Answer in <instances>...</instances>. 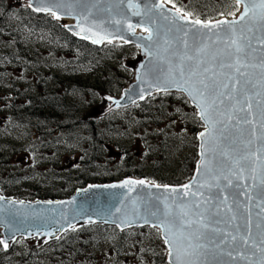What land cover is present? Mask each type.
Here are the masks:
<instances>
[{"label":"water","instance_id":"1","mask_svg":"<svg viewBox=\"0 0 264 264\" xmlns=\"http://www.w3.org/2000/svg\"><path fill=\"white\" fill-rule=\"evenodd\" d=\"M230 1L240 6L238 15L196 24L198 19L177 11L166 0H31V6L27 0L30 11L50 16L78 40L95 47L122 43L139 49L135 80L123 89L121 96L110 97L112 108H129L160 94H181L196 110L203 130L197 136L195 172L179 186L126 178L89 184L67 199L35 201L6 197L0 191V231L7 247L20 237L56 241L80 224L112 225L121 231L150 227L160 233L168 264H177V253L165 243V235L177 240L189 233L193 243L203 247L193 251L184 241L181 264H259V236L264 231V184L260 180L264 174V129L260 126L264 112V19L258 6L253 15L252 0ZM255 2L258 5V0ZM246 4L250 11L241 19ZM217 21L224 24L218 25ZM205 23L209 27H204ZM238 37L242 43L250 44L244 49L247 58L238 65L244 76L236 67L220 68L221 63L235 62V56L230 55L235 51L231 40ZM199 49H203L206 65L216 70L217 81L231 88L236 79L241 80L233 99L213 104L215 97L207 98V122L202 119L197 102L173 83L179 80L182 87H190L192 81L203 78L195 76L184 83L190 66L199 71L195 67ZM180 65L184 67L183 77L179 74ZM229 75L232 81L227 79ZM237 100L251 102V113L247 109L240 111ZM244 117L252 122L241 119L237 123V118ZM236 160L244 165L243 169L235 164ZM249 229L256 248L251 247V242L248 246L239 240L232 243L230 237L228 244H219L223 232L239 236Z\"/></svg>","mask_w":264,"mask_h":264},{"label":"rangeland","instance_id":"2","mask_svg":"<svg viewBox=\"0 0 264 264\" xmlns=\"http://www.w3.org/2000/svg\"><path fill=\"white\" fill-rule=\"evenodd\" d=\"M183 1L195 11L216 7L207 0ZM224 4L220 18L240 12L239 5ZM22 9L29 10L27 0H0L2 195L63 200L89 184L135 178L128 173L179 186L174 182L195 172L203 126L183 95H156L129 108H112L110 97L121 96L135 80L138 48L116 43L122 46L99 55L63 52L50 36L24 23L28 15ZM56 95L71 107L60 113H45L43 107L41 119L28 116L27 107L38 111L43 99ZM142 228L152 230L80 224L48 243L20 237L7 248L0 244V264H154L160 233Z\"/></svg>","mask_w":264,"mask_h":264},{"label":"snow or ice","instance_id":"3","mask_svg":"<svg viewBox=\"0 0 264 264\" xmlns=\"http://www.w3.org/2000/svg\"><path fill=\"white\" fill-rule=\"evenodd\" d=\"M243 2V0H237V3H241ZM29 6H31V0H30V4ZM259 7L262 11V19H264V0H258V5L256 4L255 0H252V11H253V15H255V11L254 9L256 7ZM35 10H41V9H35ZM48 11H51V9H45ZM177 11H179V9H177ZM250 11V8L248 7V5H245L244 8V13L241 16V19H244L245 16L248 15V12ZM53 15H55V12H53ZM196 24H201L200 20H196L195 21ZM229 24H231L232 22H228ZM218 25H223L224 22L223 21H217ZM204 27H209L208 23H205L203 25ZM242 38H235L231 40V44L233 46H235V51L234 53H231L230 55H234L235 56V62L234 63H221L220 64V68H224V67H228V68H232V67H236V71L240 73L241 76H244L245 73L240 71V67L238 65H242L243 61L247 58V53L244 51L245 47H249L250 44H244L241 42ZM262 44H264V41H261ZM203 52V49H199L197 50V55L195 57L197 64H196V68L199 69V71L197 72L196 70L193 69L192 66L189 67L188 69V78L186 81H184V83H187L189 81H192V78L195 76H200L203 77L202 79H198L196 81H192L191 86L190 87H182L181 84L182 82L179 80H174L173 83L176 84V87L184 92H187L188 95L191 97V99L195 102H197V107H199L201 109V117L202 119H204L206 122L209 119V114L206 112V100L209 96H214L215 99L212 101L213 104L216 103L217 100H219L220 104L224 103V99L227 98L229 100L233 99V93L236 91V85L241 83V80L236 79L234 81V83H232V87L229 88V85L227 83H222L216 80V70L213 69L212 67H209L206 65V62L203 58V56L201 55V53ZM188 59H193V57H187ZM213 59H215V56H213ZM201 65H203V67H201ZM180 76L183 77L185 75L184 72V67L183 65H180ZM261 67L264 68V62H262ZM209 73H211V75H209ZM227 79L229 81L233 80V77L231 75H229L227 77ZM219 88H223L224 91H217ZM162 90H167L162 89ZM237 103L240 104V111H245V109L248 110L249 113H251V109H252V104L251 102H247L244 103L240 100H237ZM231 117H229V121H230ZM244 119L246 123H251V120H247L246 117L244 118H237V123H240V120ZM223 123V122H222ZM260 126L262 129H264V112H262V116H261V123ZM202 137L205 136L204 133L201 134ZM262 139H264V133H262ZM235 164L239 165L241 169H243L244 165L241 164L240 160H236ZM253 180H255V177H252ZM261 183L264 184V174L261 175L260 177ZM125 183H136V182H129L126 181ZM138 183H143V181H139ZM187 187V186H185ZM193 195H195V193H193ZM2 199V198H0ZM229 211H231V209H229ZM261 211H264V207L261 208ZM232 219H235V217L233 216ZM147 222V221H146ZM206 227V225H203ZM259 227V225H258ZM213 231H216V229H213ZM237 231H239V227L237 228ZM201 235H203L201 233ZM229 237L232 243H235L237 240H239V242L244 245V246H248L249 243L251 242V247L256 248L257 247V242L256 240L252 237L251 231L250 229L243 235H236L233 234L231 232H223L221 239L219 241V244H228L229 241ZM198 239V238H197ZM187 241V245L189 248L193 249V251L202 248L203 245L199 244V243H193L192 240V234L189 233L188 236H182L181 239H177V240H173V239H169L167 235H165V243L169 244L172 248H174L176 250V260H177V264H181L180 261V251L181 248L183 247V242ZM213 243H215V241H213ZM0 244H4V247L7 248V244L4 241H0ZM259 251L261 253V257L259 260V264H264V231H261L260 236H259ZM171 251H170V255H171ZM229 255H232L231 252H229Z\"/></svg>","mask_w":264,"mask_h":264},{"label":"trees","instance_id":"4","mask_svg":"<svg viewBox=\"0 0 264 264\" xmlns=\"http://www.w3.org/2000/svg\"><path fill=\"white\" fill-rule=\"evenodd\" d=\"M168 2L179 8L181 11H183L184 13L194 17V18H198L204 21H211V20H215L220 18V14L223 13L224 11L222 10L223 5H225L224 3L230 4V5H234L231 1L229 0H207V2H211L214 6L213 7V11H209V10H204L202 11L201 9L195 11L192 10L190 8V6L188 4L185 3V1L183 0H168ZM215 3H219L220 5H217ZM21 11L26 12L28 15V18L26 21H24V23L29 24L30 28L31 26L33 28H35V30L38 32L37 34H46L48 36H50V38L53 40V43L58 47V50H62L63 52H68L69 54L72 55H99L101 54L103 51L105 52V50L108 49H112V48H116V47H121L122 44L117 45V44H108V45H104L103 47H95L87 42L81 41L76 39L75 37H73L70 33H68L60 24H58L57 22L53 21L51 19V17L49 16H45V15H39V14H35L30 10L27 9H22ZM88 61V60H87ZM86 61V62H87ZM172 96H175L174 94H170ZM164 96L159 95L157 96V98ZM155 98V97H154ZM153 100V98H151ZM150 99V100H151ZM156 99V98H155ZM43 104L39 107L38 111L36 109H30V107H27L26 110L28 112V116L32 119H36L39 118L41 119L43 117V107H45V113L46 111H50L51 109L53 110V112L55 113H60V112H65V110L69 109L71 107V105H67V103H64L62 101L58 100L57 95L52 97V98H47V99H43L42 100ZM59 106H61V109L59 110ZM144 106V104L142 105ZM196 162V157L195 159L192 160V165L194 168ZM193 175V170H190L187 173V176L185 178V180H180V181H175L174 185H180L183 184L184 181L189 180ZM127 176H132L135 178H144L142 174H138V173H128ZM147 180L152 181V182H157V178H153V177H145ZM87 228L86 226H83V229ZM86 230V229H85ZM84 230V233H85ZM137 231H143V230H152L149 228H139V229H134ZM134 233V232H133ZM71 235V233L69 232L66 237H69ZM86 235V233H85ZM84 235V236H85ZM158 242H159V251L158 254L154 257L155 259V263L154 264H167L166 260H165V249L163 247V244L160 240V238H158ZM67 246V245H66ZM65 247V245L63 246Z\"/></svg>","mask_w":264,"mask_h":264},{"label":"bare ground","instance_id":"5","mask_svg":"<svg viewBox=\"0 0 264 264\" xmlns=\"http://www.w3.org/2000/svg\"><path fill=\"white\" fill-rule=\"evenodd\" d=\"M68 21H70L71 23H73L72 21H74V20H68Z\"/></svg>","mask_w":264,"mask_h":264},{"label":"flooded vegetation","instance_id":"6","mask_svg":"<svg viewBox=\"0 0 264 264\" xmlns=\"http://www.w3.org/2000/svg\"><path fill=\"white\" fill-rule=\"evenodd\" d=\"M2 193V192H1ZM3 194V193H2Z\"/></svg>","mask_w":264,"mask_h":264}]
</instances>
